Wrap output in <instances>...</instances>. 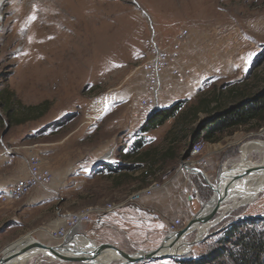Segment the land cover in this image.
<instances>
[{
	"label": "rangeland",
	"instance_id": "1",
	"mask_svg": "<svg viewBox=\"0 0 264 264\" xmlns=\"http://www.w3.org/2000/svg\"><path fill=\"white\" fill-rule=\"evenodd\" d=\"M33 14L34 21L29 19ZM184 30L187 34L182 38L179 57L161 73L158 94L162 108L179 103L178 110L164 122L172 131L156 138L165 142L187 134V149L189 132L197 130L210 114L200 111L193 115L191 106L197 101L218 96L222 107L234 108L264 94V0H0V90L14 92L21 104L48 102L41 117L16 125H9L0 106V141L18 148L8 159L11 169L24 168L29 153H38L43 166L52 163L58 169L62 150L58 140L92 126L85 116L92 102L103 94L116 96L107 113L114 112L94 121L88 137L95 142L107 140L113 133L108 125L122 123L123 116L132 127L128 138L143 139L142 131L136 128L151 115L150 108L142 105L148 95L142 64L150 54V39L168 51ZM175 69L180 70L178 75L172 73ZM262 128L264 121H256L217 133L214 142L203 140L205 146L198 156L204 157V164L197 168L215 183L226 168L239 161L246 144H251L248 159L264 161V151L254 146L264 142ZM124 132L119 130L117 137L124 138ZM133 161H129L131 168L144 176L159 173L152 179L159 181H163L161 174L172 172L177 165L157 158L139 165ZM94 167L101 168L100 164ZM194 171L190 183L196 185L205 202L212 191L208 180ZM66 179L73 180L71 175ZM125 180L116 176L110 179L106 171H97L93 180H87L90 187L84 201L97 200L98 206L111 202L115 197L110 195L109 181ZM127 180L130 184L144 181L140 177ZM54 181L59 178L55 176ZM137 187H131L130 192ZM39 188L45 187L31 190ZM61 188L51 189L55 192L49 202L52 216L54 210L59 212L55 216L58 221L65 202ZM221 214L222 209L209 218L211 225L200 235L204 238L180 259L174 256L149 264H195L200 259L203 263L209 254L219 252L225 253L217 261L204 264H264V190L251 203L237 206L219 219ZM118 217L115 212L105 229L124 238L113 227ZM26 227L42 230L45 225ZM42 231L29 237L47 244L48 235ZM198 232H191L186 241H194ZM6 246L0 243V253ZM41 255L25 264H55Z\"/></svg>",
	"mask_w": 264,
	"mask_h": 264
},
{
	"label": "crops",
	"instance_id": "2",
	"mask_svg": "<svg viewBox=\"0 0 264 264\" xmlns=\"http://www.w3.org/2000/svg\"><path fill=\"white\" fill-rule=\"evenodd\" d=\"M113 112L107 113L104 119L108 116L110 117ZM122 120V123L117 122L108 125L109 130L113 133L107 140L95 142L88 137V135L92 134V127L94 128L95 124H92L86 132L79 129L67 134L58 140V143H61L59 146L62 148L58 153L61 157L58 169H54L52 163L48 164L45 162L46 167L53 174V179L47 187H42L43 190L39 188L40 191L31 190L19 200L10 198L2 200L0 197V229L3 226L5 228L0 230V243L7 244L8 246L28 233L31 234L44 229L47 233H45L46 236L48 235L46 238L48 245L59 243L62 239L54 238L48 231L55 230L60 224L64 223L70 213L98 206L97 200L84 201V196L88 191L87 188L90 187V183L87 180H93L97 171H106L110 179H113L115 176L126 179L121 182L109 181L110 195L115 197L112 201H120L134 192L149 187L154 182L159 183L161 186L152 190L150 194H142L139 199L131 201L114 212L103 213L100 217H95L94 219L92 217L93 221L91 220L92 223L88 224L89 226L83 224L73 232L74 235L71 240L73 244L80 245L83 237L87 236L94 243H111L126 252L151 250L162 242L167 232V223L169 221L179 218L184 225L199 210L203 199L199 196L196 185L193 184L192 186L190 183L191 175H195V173L180 169L181 160L185 156L184 140L185 137L187 138V134L181 138L173 136L164 142L156 138V136L171 132V126L164 125L163 123L155 128L144 131L142 129L144 123L141 126H135L137 127L136 129L142 131L143 139L140 140L138 137L128 138L132 127L128 122H124L123 116ZM121 129L125 131V137L122 139L117 137V135H120L119 130ZM150 131L151 133L147 134ZM156 131L158 135H154ZM163 144L166 146L163 147ZM0 145L1 193L20 174L24 175L26 173L27 165L25 157L24 168L12 170L8 159L14 156L18 148L8 146L1 141ZM6 150L10 152H6ZM218 150H221V148ZM156 158L158 160L164 159L173 165L177 164L172 172L167 171L161 174L163 181L152 180L159 173L144 176V174H140L138 169L130 167L132 165L129 162L130 159L136 160L133 163L139 165L146 159L155 161ZM95 164H100L101 168L95 169ZM6 165H8V168H6ZM105 165L108 166L104 167ZM67 175H71L73 180H67ZM196 175L200 177V174ZM55 176L59 178L58 182L54 181ZM131 177H140L144 181L142 183L130 184L127 179ZM53 185L55 188L60 185L63 195H65L63 199L65 201L63 205L64 209H61V217L59 218L61 220L58 221L56 219L57 222L55 216L59 214L58 210H54L55 215L52 216L53 214L49 209V202L52 199L51 193L55 192L51 190L52 188L55 189ZM135 185H138V187L133 192H130L131 187ZM190 195H192L191 198L189 197ZM130 204L131 206H128ZM115 212H118L119 217L113 220V227H116L117 231L124 234V238H119L113 233L110 234L105 229L109 224L110 217ZM94 215L97 216V214ZM31 224H39V226L43 224L45 228L42 230L37 228L30 230L28 229L30 227L26 226ZM160 225H163V227H160ZM141 235H144V237ZM63 253L67 254L64 251ZM113 258L109 261L105 260V264H118V259ZM47 262L55 264H92L90 262H60L50 257H47Z\"/></svg>",
	"mask_w": 264,
	"mask_h": 264
},
{
	"label": "built area",
	"instance_id": "3",
	"mask_svg": "<svg viewBox=\"0 0 264 264\" xmlns=\"http://www.w3.org/2000/svg\"><path fill=\"white\" fill-rule=\"evenodd\" d=\"M187 34V31H181L178 38L175 39L168 51H165L163 47L159 46L155 41L150 39L149 48L150 54L148 58L142 64V73L146 79L148 95L142 100V105L150 108V114L156 112L160 106L158 100V94L161 82V73L168 67L171 61L177 60L179 57V47L182 38ZM177 40V41H176ZM178 69L172 71V73L178 75ZM187 73V71H185ZM116 102V96L108 93L99 96L95 99L87 111L86 119L89 120L88 124H93L94 121L103 117L107 111ZM100 111L98 118L97 113ZM205 143L199 139L192 143L189 154L183 156L181 160L180 169L188 172H193V168L200 167L204 164V157L198 156L203 152ZM6 152H10L6 150ZM196 157V158H194ZM26 173L20 178H17L11 185L6 187L1 193L2 200L6 199H19L23 195L29 192L34 187L47 186L53 179V174L50 169L43 166L41 157L38 153H29L26 157ZM194 173V172H193ZM161 186L159 183L154 182L149 187L134 192L120 201H111L102 206H92L82 209L77 212L70 213L64 223L60 224L55 230L48 231V233L57 239H62L69 231L77 230L83 224L91 222L93 214H103L114 212L124 205L139 199L142 194H150L152 190ZM190 198L192 195L189 196ZM183 226V222L179 218H175L167 223V234L174 233L180 227Z\"/></svg>",
	"mask_w": 264,
	"mask_h": 264
},
{
	"label": "water",
	"instance_id": "4",
	"mask_svg": "<svg viewBox=\"0 0 264 264\" xmlns=\"http://www.w3.org/2000/svg\"><path fill=\"white\" fill-rule=\"evenodd\" d=\"M224 112H219L214 115L217 117ZM207 120H204L199 128L196 130V134H198ZM264 131V128L261 129ZM192 139L186 149V155L189 154L191 147H192ZM197 172L203 173L201 169L195 167ZM233 164L229 167L228 171H223L220 174L219 178L215 183H208L210 190L212 191L211 196L209 199L202 203V206L199 210L187 220V222L176 230L174 233H166L163 237L162 242L151 250H139L136 252H126L122 249L118 248L114 244L111 243H94L92 242L87 236L83 237L82 243L80 245L73 244L71 242L73 238V231H69L62 240L55 244V245H48L43 244L39 241H35L33 244L25 245V238L26 235H31L30 233L26 234L24 237L17 239L13 243L6 246L4 249L7 253H2L0 256V264H9L14 258L18 257L19 255L23 254L26 251H29L32 248H39L45 251V256L50 257L53 260H57L60 262H90L92 264H103L96 260L98 255L106 256L109 253H114L115 256L113 259H118V264H149L150 262L160 260L162 258H173L174 256H178L177 258H181V256L176 255L175 253H161L163 248H167L168 250L172 249L175 245L180 246L183 244H187L189 246L193 245L194 243L201 241L204 237L197 235V238L194 241H186L187 236L197 230L196 226L199 224H206L209 223V218H211L218 210L221 209V204L224 203V194L221 192V186L225 182L224 186L227 185L230 187L231 179L234 175H246L252 172H257V169L254 170H247V169H236V172L230 173V171H234ZM226 189V190H227ZM213 201L210 208H206L207 205ZM223 214L220 215L219 219L222 217ZM211 222V221H210ZM72 233V234H71ZM199 234V232H198ZM208 237V235L206 236ZM66 252L67 254L63 253ZM51 253V255H50ZM1 254V253H0Z\"/></svg>",
	"mask_w": 264,
	"mask_h": 264
},
{
	"label": "trees",
	"instance_id": "5",
	"mask_svg": "<svg viewBox=\"0 0 264 264\" xmlns=\"http://www.w3.org/2000/svg\"><path fill=\"white\" fill-rule=\"evenodd\" d=\"M13 103L16 104L14 105ZM178 105L179 103H174L167 108L158 109L156 112L148 116L145 124L142 126V129L146 131L162 125L167 119L175 116ZM222 105L223 104L219 100L218 96H215L210 100L201 99L197 101L196 104L191 106L193 115H197L200 111L210 113L208 114L207 122L198 134H196V130L189 132V138L191 139V137H193L192 143L199 139L207 142H214L217 139L215 138L217 133H223L234 127L246 125L252 122L264 121V94L256 97L253 96L250 103H245L234 108H225V106L222 107ZM0 106L5 111L6 121L9 125H16L41 117L48 107V102L43 101L38 104L30 105L21 104L20 101L16 100L14 92L2 89L0 90ZM219 112L224 113L214 117V115ZM223 253H211L205 259L203 258V263H201V259L199 261H195L194 263L204 264L206 261L215 262L223 255ZM182 262L186 263L187 261L185 262L183 260Z\"/></svg>",
	"mask_w": 264,
	"mask_h": 264
},
{
	"label": "bare ground",
	"instance_id": "6",
	"mask_svg": "<svg viewBox=\"0 0 264 264\" xmlns=\"http://www.w3.org/2000/svg\"><path fill=\"white\" fill-rule=\"evenodd\" d=\"M56 15V14H55ZM66 15V14H65ZM62 24V23H61ZM100 111L97 113L96 116L98 118L101 117L99 115ZM250 145L251 144H246L243 146L242 154L238 162L234 163L233 166L234 168L238 169H247V170H254L257 169V172H252L246 175H234L233 172H236V169L234 171H230V173L233 174V177L231 179V185L226 188L227 185L224 186L225 182L228 181L226 180L222 186H221V192L224 194V204L221 205L222 209V214L225 215L228 211H231L237 206H241L244 204H249L251 203L256 196L264 190V161L262 162H252L250 159H248L249 153H250ZM256 148L259 151H264V142H255ZM229 168H226L224 171H228ZM194 173H196L193 170ZM202 176L205 179H208L205 173H202ZM208 183L209 180L207 181ZM227 189V190H226ZM240 198V200H237ZM213 201H211L207 205V209L211 207ZM211 225V222L206 223V224H199L197 225L196 229L199 231V236L205 232V230ZM28 237V238H27ZM25 238V245L27 244H33L35 240L33 237H29V235ZM190 248L189 245L183 244L180 246H174L172 249L168 250L166 247L162 249L161 253H175L176 255H185V252ZM1 253H7L5 249ZM42 254L41 256L45 257V251L43 249L39 248H32L29 251L24 252L23 254L19 255L18 257L14 258L9 264H25L28 261H30L33 257L37 256L38 254ZM115 256L114 253H109L106 256L98 255L96 257V260L98 262L105 264V260L109 261L112 260Z\"/></svg>",
	"mask_w": 264,
	"mask_h": 264
},
{
	"label": "snow or ice",
	"instance_id": "7",
	"mask_svg": "<svg viewBox=\"0 0 264 264\" xmlns=\"http://www.w3.org/2000/svg\"><path fill=\"white\" fill-rule=\"evenodd\" d=\"M29 19L34 21L36 19L35 14H33L32 16H30ZM251 55H254V53L251 54ZM160 227H163V225H160ZM50 255H51V253H50Z\"/></svg>",
	"mask_w": 264,
	"mask_h": 264
}]
</instances>
